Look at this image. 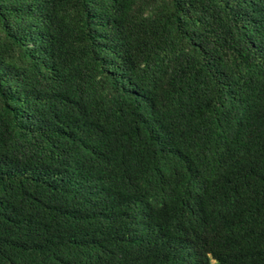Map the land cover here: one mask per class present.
<instances>
[{
    "label": "trees",
    "instance_id": "16d2710c",
    "mask_svg": "<svg viewBox=\"0 0 264 264\" xmlns=\"http://www.w3.org/2000/svg\"><path fill=\"white\" fill-rule=\"evenodd\" d=\"M0 264H264V0H0Z\"/></svg>",
    "mask_w": 264,
    "mask_h": 264
}]
</instances>
